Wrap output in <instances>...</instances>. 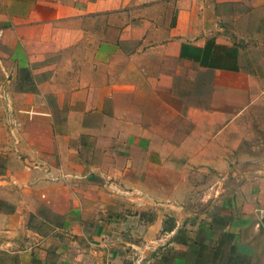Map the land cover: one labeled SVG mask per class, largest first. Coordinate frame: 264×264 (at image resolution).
Listing matches in <instances>:
<instances>
[{
    "label": "crops",
    "instance_id": "obj_1",
    "mask_svg": "<svg viewBox=\"0 0 264 264\" xmlns=\"http://www.w3.org/2000/svg\"><path fill=\"white\" fill-rule=\"evenodd\" d=\"M256 112L264 0H0V264H264Z\"/></svg>",
    "mask_w": 264,
    "mask_h": 264
},
{
    "label": "rangeland",
    "instance_id": "obj_2",
    "mask_svg": "<svg viewBox=\"0 0 264 264\" xmlns=\"http://www.w3.org/2000/svg\"><path fill=\"white\" fill-rule=\"evenodd\" d=\"M135 1H140V0H135ZM141 1H144V0H141ZM156 15H158V13ZM135 16H136V14H129V15H124L123 17H118L120 20V26L122 25V23L124 24L126 21L130 20L131 18H135ZM100 20L101 21H99V22H91L88 24V30H90V32L92 30H94L93 35L95 37H93V38L89 37L88 40H86L80 48L81 55L83 56V58H86L87 60H89L90 53L92 52V50L94 48L93 44H96L98 42L97 37L102 38V36L105 35V29H106L105 24H107V26H108V20L109 21H111V20L118 21V19H114V17L112 19L111 18L110 19L102 18ZM114 30L116 31L117 28L114 27ZM115 31H113V34H111L110 37L112 35H114V36L116 35ZM157 31L158 30H156L155 32H157ZM97 32H100L101 35H99ZM68 54L69 53H66V56ZM59 80L62 81V80H65V78L60 76ZM252 120H254L255 123L251 122L253 125H252V127L248 128V129L250 130V133L252 135H256L257 138H256L255 142H253V141L251 143L248 142L246 145H247L248 149H251L252 147H257L258 150L260 149V152L263 151V153H264V112L260 113L259 117H258V112H256L254 114V116L252 117Z\"/></svg>",
    "mask_w": 264,
    "mask_h": 264
},
{
    "label": "built area",
    "instance_id": "obj_3",
    "mask_svg": "<svg viewBox=\"0 0 264 264\" xmlns=\"http://www.w3.org/2000/svg\"><path fill=\"white\" fill-rule=\"evenodd\" d=\"M262 214L264 215V209H263V211H262Z\"/></svg>",
    "mask_w": 264,
    "mask_h": 264
}]
</instances>
